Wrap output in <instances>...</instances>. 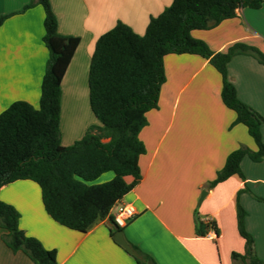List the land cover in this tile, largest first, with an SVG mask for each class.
I'll return each mask as SVG.
<instances>
[{"label": "crops", "instance_id": "obj_1", "mask_svg": "<svg viewBox=\"0 0 264 264\" xmlns=\"http://www.w3.org/2000/svg\"><path fill=\"white\" fill-rule=\"evenodd\" d=\"M31 0H0V114L25 101L39 107L49 58L44 37L45 13ZM173 0H51L60 34L80 39L61 83L60 131L63 146L81 140L100 126L89 99V71L97 40L119 21L143 35L152 17ZM214 52H226L244 42L264 52V4L242 8L237 16L208 30H193ZM166 81L157 109L147 113L140 132L145 154L139 159L141 179L122 199L137 209L136 218L122 228L127 241L157 264H234L232 254L245 252L237 223V198L245 209L246 229L264 264V161L245 157V176L233 175L208 188L227 160L240 147L257 146L236 113L221 99L222 77L210 61L195 54L164 57ZM229 80L241 101L264 117V65L253 56H234L227 65ZM264 140V125L262 126ZM107 141V140H105ZM103 174L95 183L113 179ZM131 183L133 177H126ZM245 188L248 189L244 190ZM207 194L200 202L201 194ZM0 198L20 213L19 226L29 236L56 250L58 264H138L111 237L115 226L96 221L87 232L69 229L46 212L40 186L18 180L0 190ZM113 211H111L112 213ZM211 218L218 232L196 234L197 222ZM0 228V264H35L25 253L12 251Z\"/></svg>", "mask_w": 264, "mask_h": 264}, {"label": "trees", "instance_id": "obj_2", "mask_svg": "<svg viewBox=\"0 0 264 264\" xmlns=\"http://www.w3.org/2000/svg\"><path fill=\"white\" fill-rule=\"evenodd\" d=\"M35 4L44 9L43 42L49 58L39 107L18 101L0 114V190L18 180H32L40 186L45 210L54 221L85 233L96 221L108 219L115 226L110 230L113 238L122 229L115 225L111 211L141 179L139 159L146 148L139 135L148 123L147 113L158 108L166 81L164 57L169 54H195L210 61L222 77L223 103L236 113L235 122L247 127L257 146L256 150L240 147L233 151L208 188L233 175L245 179L241 169L245 157L264 161V117L239 99L227 69L231 59L241 54L264 65V52L244 42L234 43L226 52H214L191 34L236 17L239 9H260L264 0H173L151 18L143 35L119 21L97 40L90 65V106L101 125L91 127L71 146L61 143V83L80 39L60 34L51 0H31L26 9ZM7 17L0 18V25ZM107 172L114 173L113 179L95 183ZM126 177L133 181L128 183ZM239 195L237 223L245 252H234L232 258L234 264H262L246 229L247 213ZM20 217L13 205L0 198V228L7 247L25 253L35 264H58L56 250L27 235L19 226ZM211 227L218 232L214 223L198 221L196 234L205 236ZM130 245L137 252L132 256L138 264H157L138 246Z\"/></svg>", "mask_w": 264, "mask_h": 264}, {"label": "built area", "instance_id": "obj_3", "mask_svg": "<svg viewBox=\"0 0 264 264\" xmlns=\"http://www.w3.org/2000/svg\"><path fill=\"white\" fill-rule=\"evenodd\" d=\"M112 217L114 220L115 225L122 229L126 227L131 221H133L138 212L137 209L133 204L125 203V202H119L117 205L112 209ZM207 224H213V221L211 218L206 219ZM210 231L213 233L216 232L214 227H211Z\"/></svg>", "mask_w": 264, "mask_h": 264}, {"label": "water", "instance_id": "obj_4", "mask_svg": "<svg viewBox=\"0 0 264 264\" xmlns=\"http://www.w3.org/2000/svg\"><path fill=\"white\" fill-rule=\"evenodd\" d=\"M207 194V191H203L201 194L200 202L203 200L205 195ZM114 241L121 246L123 249H125L129 254L133 256H137V252L133 249V247L130 245V243L126 240L124 233L122 230H118L113 235Z\"/></svg>", "mask_w": 264, "mask_h": 264}]
</instances>
